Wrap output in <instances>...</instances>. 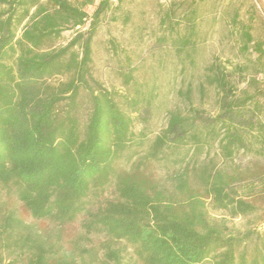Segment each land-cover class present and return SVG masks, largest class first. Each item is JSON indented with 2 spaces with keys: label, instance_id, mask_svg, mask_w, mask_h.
<instances>
[{
  "label": "trees",
  "instance_id": "1",
  "mask_svg": "<svg viewBox=\"0 0 264 264\" xmlns=\"http://www.w3.org/2000/svg\"><path fill=\"white\" fill-rule=\"evenodd\" d=\"M124 1L0 0V264H264V27L204 61V0H170L108 86Z\"/></svg>",
  "mask_w": 264,
  "mask_h": 264
},
{
  "label": "rangeland",
  "instance_id": "2",
  "mask_svg": "<svg viewBox=\"0 0 264 264\" xmlns=\"http://www.w3.org/2000/svg\"><path fill=\"white\" fill-rule=\"evenodd\" d=\"M170 0H125L123 2V9L131 11L132 22L128 26H122L119 21L116 23L105 24L97 35V49L95 48V68L98 76L104 81L108 86L114 85L118 87L119 80L110 72L105 69L104 61L106 58V52L104 50L105 43L108 36H114L119 41H123L127 45L131 31L135 29V25L140 23H147L149 27L156 28L158 18L156 14L159 13V5L166 8V5ZM177 1V0H176ZM214 4L217 7V19L213 25L210 24L211 6ZM256 13L252 12L250 4L246 0H204L201 4V10L204 12V18L207 20L202 24L200 32L206 37V44L202 51V57L204 61L210 59L212 55H217L222 61L229 60L231 62H237L241 59H237V48L239 47V37L238 32L235 35H231L232 26L230 25L231 19L234 17L236 11H238V23H243L253 27V35L257 38L261 34L262 26L264 27V14L262 15L258 7L255 6ZM92 7L87 8V12L91 13ZM250 16H253L250 18ZM133 23V24H132ZM134 25V26H133ZM236 28H239V24ZM70 32L64 33V39L69 38ZM148 39H145L143 43L134 44L133 40L131 45H127L130 48L136 49L137 51L145 50ZM256 56L253 54L251 61L254 60ZM253 67L250 65V72H253ZM164 84V92L169 91L168 83ZM171 104V103H170ZM208 104V103H206ZM172 105V104H171ZM152 128L158 130L163 126V110L155 114L152 118ZM240 220H234L230 223L231 226L236 228L241 226Z\"/></svg>",
  "mask_w": 264,
  "mask_h": 264
},
{
  "label": "crops",
  "instance_id": "3",
  "mask_svg": "<svg viewBox=\"0 0 264 264\" xmlns=\"http://www.w3.org/2000/svg\"><path fill=\"white\" fill-rule=\"evenodd\" d=\"M246 1L250 4L252 12L257 14L256 9H254L255 7H253V6H256L260 10L261 14L262 15L264 14V0H246ZM238 14H239L238 11H236L234 15H238ZM250 28H251V34H252V36H254L253 35V27L251 26Z\"/></svg>",
  "mask_w": 264,
  "mask_h": 264
}]
</instances>
